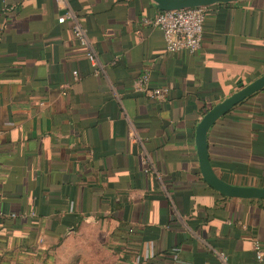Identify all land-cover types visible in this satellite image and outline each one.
<instances>
[{
	"label": "crops",
	"instance_id": "0c3cea01",
	"mask_svg": "<svg viewBox=\"0 0 264 264\" xmlns=\"http://www.w3.org/2000/svg\"><path fill=\"white\" fill-rule=\"evenodd\" d=\"M67 1L99 75L54 0H0V264L92 252L111 264H220L218 252L255 264L264 200L210 188L195 135L264 74V0L209 7L194 55L167 52L144 23L160 12L152 0ZM145 72L166 101L135 89ZM208 146L218 176L264 188V89L212 127Z\"/></svg>",
	"mask_w": 264,
	"mask_h": 264
},
{
	"label": "built area",
	"instance_id": "2783aa9c",
	"mask_svg": "<svg viewBox=\"0 0 264 264\" xmlns=\"http://www.w3.org/2000/svg\"><path fill=\"white\" fill-rule=\"evenodd\" d=\"M58 8L62 11L58 18L59 24L70 22L72 32L78 46L85 51V56L90 61L95 70V75L101 74L102 66L94 44L86 29L78 22L72 12L67 0H54ZM209 7H197L183 9L180 11L160 12L153 20H144L145 24L159 29L165 39L166 50L169 53L185 52L189 55L198 53L202 48L204 25ZM75 80L80 79L77 72L74 73ZM71 86H62V94L67 95ZM135 89L143 93L147 98L155 102H164L169 97V89L164 87H153L151 85V74L145 72L135 84ZM151 168H145L149 173ZM255 264H264V249L258 243L254 245ZM220 264H229V256L224 252H218Z\"/></svg>",
	"mask_w": 264,
	"mask_h": 264
},
{
	"label": "water",
	"instance_id": "95a60500",
	"mask_svg": "<svg viewBox=\"0 0 264 264\" xmlns=\"http://www.w3.org/2000/svg\"><path fill=\"white\" fill-rule=\"evenodd\" d=\"M160 12L180 11L197 7H211L249 0H152ZM264 89V74L212 107L201 119L196 128L195 144L203 181L213 190L226 198L245 200H264V188L233 185L215 172L209 155L208 134L212 127L237 105L253 94Z\"/></svg>",
	"mask_w": 264,
	"mask_h": 264
},
{
	"label": "rangeland",
	"instance_id": "374dc122",
	"mask_svg": "<svg viewBox=\"0 0 264 264\" xmlns=\"http://www.w3.org/2000/svg\"><path fill=\"white\" fill-rule=\"evenodd\" d=\"M94 247V246H92ZM83 260L69 261L66 258V255L62 256L60 260L57 261V264H111V257L106 253H87L85 254Z\"/></svg>",
	"mask_w": 264,
	"mask_h": 264
},
{
	"label": "trees",
	"instance_id": "16d2710c",
	"mask_svg": "<svg viewBox=\"0 0 264 264\" xmlns=\"http://www.w3.org/2000/svg\"><path fill=\"white\" fill-rule=\"evenodd\" d=\"M160 13V12H159Z\"/></svg>",
	"mask_w": 264,
	"mask_h": 264
}]
</instances>
